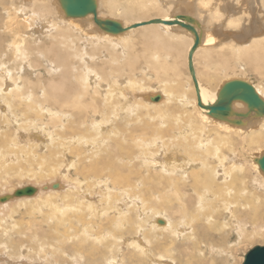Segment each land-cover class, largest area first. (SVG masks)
Listing matches in <instances>:
<instances>
[{
  "label": "bare ground",
  "instance_id": "6f19581e",
  "mask_svg": "<svg viewBox=\"0 0 264 264\" xmlns=\"http://www.w3.org/2000/svg\"><path fill=\"white\" fill-rule=\"evenodd\" d=\"M246 2L236 0L228 13L222 0H94V11L72 17L64 9L66 0H0V180L26 164L27 172H22L30 175L66 170L67 186L46 195H63L68 201L58 209L55 230L66 227L58 237L70 242L67 251L78 261L217 264L220 254L221 262L230 264L233 244L264 237V172L259 166L264 114L258 116L256 109L235 100L231 119L241 123L235 124L205 108L214 106L224 86L236 80L251 85L264 104V0H257L253 13L240 7ZM106 22L117 23L122 31L106 30ZM136 39L147 44L145 61L129 53ZM180 47L186 51L188 82L186 90L182 84V92L176 93L182 106H174L172 115L167 112L170 118L167 113L153 115L165 105L172 110L177 101L168 90L175 85L174 77L179 81L181 76ZM141 61V74L149 72L145 77L166 91L165 98L159 96L152 104V95L142 94L148 103L141 99L142 89L137 93L145 79L135 76ZM248 72L256 75V83ZM126 73L128 79L123 78ZM158 117L169 120L162 123ZM21 125L34 133L31 138L22 139ZM38 132L47 135L40 145ZM157 147L168 148L166 160L153 159ZM38 148L46 149L44 155ZM217 221L224 223L218 235ZM200 233L207 238L203 247L196 243ZM158 237L168 239V247V242H156ZM182 240H188L190 253L182 244L177 258L172 248ZM120 244L134 250V255L127 253L132 256H126L127 262L118 260Z\"/></svg>",
  "mask_w": 264,
  "mask_h": 264
},
{
  "label": "rangeland",
  "instance_id": "374dc122",
  "mask_svg": "<svg viewBox=\"0 0 264 264\" xmlns=\"http://www.w3.org/2000/svg\"><path fill=\"white\" fill-rule=\"evenodd\" d=\"M223 1V6L225 7V10H226V12H228V13H232L233 12V8L235 7V3H236V0H222ZM244 2H246V0H244ZM248 2V3H247ZM247 2H246V4L244 3L243 5H241L240 7H242V6H245V8H246V10H248L249 12H251V13H253L254 11H255V7H256V10H257V7H258V4H257V0H247ZM257 12V11H256ZM149 18H151V17H149ZM141 41V42H140ZM142 43V40H138V39H136V40H134V43H133V48H134V50H131V49H133V48H130L129 49V53H131L132 55H134V56H141V58H142V60L143 61H145L144 60V55L146 54H148L147 53V50L145 49V48H147L146 46H147V44L145 45V44H141ZM143 45V46H142ZM131 46V47H132ZM137 49V50H136ZM143 49V50H142ZM148 49H149V47H148ZM139 50H141V51H139ZM152 50V49H151ZM139 51V52H138ZM179 51H181L180 52V55L178 54V56H179V59H177V65H178V63H179V66H178V70H179V72L181 73V76H179L178 77V79H179V81L177 80V78L176 77H174L175 79V83H173V84H175V85H172V87H170V89L171 90H168L169 92V96H172V93H170V92H174L175 93V95H173V96H175V97H172V98H174V99H177V103H178V105L180 104V102H179V98H178V96H176V93H178V91L180 92H182V84H184V89H183V91L184 90H186V88H188V87H186L188 84H186L185 85V83H188L187 82V77L185 78V74H186V76H187V69H186V65H185V56H186V54H185V49H184V47L182 48V47H180L179 48ZM138 52V53H137ZM145 53V54H143V53ZM150 53V52H149ZM178 53V52H177ZM139 54H141V55H139ZM177 56V54L174 52L173 53V59L175 60V57ZM146 57V56H145ZM141 60V59H140ZM143 61H141L142 63L140 64V65H138L137 67H138V73L137 74H135V76L137 75V78H139L140 77V75H142L141 73H142V71L140 70V67L139 66H142L143 64H144V62ZM200 66V65H199ZM203 67V66H202ZM201 66H200V68H202ZM204 68V67H203ZM181 69V70H180ZM150 74L149 72H145L142 76H141V78H143V77H145V74ZM183 73V74H182ZM249 73V74H248ZM247 73V77H249L250 79H252V81L253 82H255L256 83V80L258 79L257 77H256V75H254L253 73H251V72H248ZM127 77H126V76ZM139 75V76H138ZM184 76V77H183ZM126 78V79H128L129 78V75H127V73L126 74H124L123 75V78ZM134 77V76H133ZM182 77V78H181ZM141 78H139V79H141ZM126 79H122V77L120 78V81L122 82V83H124V84H126V82L128 81V80H126ZM138 79V80H139ZM148 79V80H147ZM151 79V78H150ZM149 78H146L145 77V79H142V80H144L145 82H146V80H147V82H146V84H144L145 82L144 81H141L142 83V85H141V88L140 87H137V93L140 95V93H141V95L142 94H149V95H152L151 96V98L152 97H154V96H163L164 98H165V96L166 95H164L163 93H165L164 92V90H163V88H161V85H159V82L157 81V80H154V79H151L150 80ZM185 80H186V82H185ZM217 82V81H216ZM143 84H144V86H143ZM127 86V85H126ZM181 86V87H180ZM175 87H178L176 90L174 89ZM142 89V90H141ZM140 91V93H139V91ZM171 94V95H170ZM163 98V99H164ZM141 99L143 100V101H145V102H148V103H150V101H149V99H147V98H144L143 97V95L141 96ZM170 99H171V97H170ZM136 100V99H135ZM134 100V101H135ZM172 101H173V99H171ZM170 102V101H169ZM168 102V103H169ZM174 102V101H173ZM176 102H174V104H172L173 105V108H172V110L170 109L169 111H168V109H167V107H166V105H165V107L163 106V107H161L160 109H155L154 110V108H153V110L154 111H152L153 112V115H158V116H162V117H166V116H169V118H170V115H172V113L174 114V110H176L177 108L179 109V108H181V106L182 105H179V107L177 106V104H176ZM152 103H155V102H151V104ZM176 104V105H175ZM170 106H171V104H170ZM174 106L175 107H177V108H174ZM165 108V109H164ZM167 109V110H166ZM164 110V111H163ZM167 112H170L169 114L170 115H168V113ZM176 112V111H175ZM177 112H178V110H177ZM176 112V113H177ZM155 113H157V114H155ZM164 113H167V115L165 116L164 115ZM31 116L32 115H30V116H27V117H30L31 118ZM175 117H176V115H174ZM160 117H158V119H159ZM23 119H26V117H24ZM161 119V122L163 123V122H165V121H167V120H164V119H168V118H164V119H162V118H160ZM160 119H159V121H160ZM169 120V119H168ZM160 123V122H159ZM167 123V122H166ZM40 123L38 122V126H40L41 127V129H42V127L44 126V125H39ZM30 125V124H29ZM21 126L23 127V128H25V131H23L24 129H22L21 128ZM20 126V129H18V131H19V133H20V135L21 136H23L24 138H22V139H27L26 137L28 136V137H30L31 138V136H30V134L31 135H33L34 133L33 132H31V130H27L26 128L27 127H25V125H21ZM46 127H47V125H45ZM40 127H39V130H41L40 129ZM14 129V128H13ZM13 129L11 128L10 129V131L11 132H14L15 133V131H13ZM22 129V130H21ZM53 129V128H52ZM21 130V131H20ZM9 131V129L7 130V132ZM18 131H16V132H18ZM22 132V133H21ZM28 132V133H27ZM35 133H37L36 131H35ZM33 138V137H32ZM38 145H40V143H41V141L43 142V141H47L46 139H47V135H46V133H40V132H38ZM32 144H37V142H31ZM157 144L160 146V143H158V141H157ZM177 147H178V145H176ZM158 149H160V147H157ZM156 148V149H157ZM157 149V151L159 152V150ZM167 149L168 148H166L165 147V150L162 148V150L160 149V151H161V154H160V152L158 153H156V157L154 156V158L153 159H156V160H159L160 162H162V160L164 159V157H165V160L168 158L166 155V151H167ZM45 150L46 149H39L38 148V152H39V154L40 155H42L44 152H45ZM164 151V152H163ZM156 152V151H155ZM44 155V154H43ZM160 155H161V157H163V158H160ZM163 155V156H162ZM39 157V156H38ZM164 161V160H163ZM211 161V160H210ZM45 164H46V161L44 162ZM38 165H40V162L38 163ZM42 165V164H41ZM27 166H29L28 164H26L25 165V167L26 168H24L22 171H24V172H27L26 170L28 169L27 168ZM40 167V166H39ZM50 169H51V167H50ZM22 171H20V172H14L13 170L11 171V172H8L7 174H6V176L5 175H2L3 177H1V180H0V197L2 198V197H5L6 195H12L16 190H18V189H21V188H24V187H27V186H31V187H34L35 189H36V194L35 195H33V196H31V197H22V198H16V199H13V200H10V201H8V202H0V237H2L3 236V242L5 243V245H3L4 243L2 242V241H0L1 243H0V252H1V254H0V264H46V262L48 263V264H72L73 262L75 263V264H86V262H82L81 260V263H79L80 261H78V259H75V256L73 255V253L71 252V250H70V252L69 251H67L68 249L66 248V247H69V248H71V246H70V242L69 241H66V240H64L63 238L61 239V237L63 236V230L66 228V227H64V229H63V227H62V230L61 229H59V231L60 232H57L56 230H55V220L56 219H54V218H56V217H58V215L60 214L58 211L59 210H63L64 209V203H65V205L66 204H68V201L66 200V198L62 195V197H60V196H50V195H46V194H48L50 191H52V190H60L59 188H61V189H63V187H65V186H67L64 182H65V180H64V178L65 177H63V176H65V175H67V172H66V170L64 169V168H61L58 172H56L55 174H53L52 172H50L49 170H43V171H41V173H38V174H24V172H22ZM38 171H39V168H38ZM45 172V173H44ZM17 173V174H16ZM71 174H70V176H73L72 175V173H73V171H71L70 172ZM22 174V175H21ZM42 174H44V176L41 175ZM27 175H29V176H27ZM34 175H36L35 176V178H34ZM8 176V177H7ZM22 176V177H21ZM7 177V178H6ZM12 177H14V179L12 178ZM18 177H20V178H18ZM38 177H42L41 179L40 178H38ZM36 179V180H35ZM39 179V180H38ZM4 181V182H3ZM48 183H52L51 184V188H49V185H48ZM62 183H64V185L62 184ZM9 184V185H8ZM53 185H57L55 188H53ZM47 186V187H46ZM3 187V188H2ZM40 187H42L41 188V191H40ZM46 187V188H45ZM3 189V190H2ZM50 189H52V190H50ZM2 191V192H1ZM65 191V189L64 190H61V191H59L60 193H62V192H64ZM261 196H263L264 197V193H261L260 194ZM64 197V198H63ZM37 203V204H36ZM42 203V204H41ZM122 204H124V202L122 203ZM46 205V206H45ZM141 207V206H140ZM138 208V207H137ZM59 209V210H58ZM140 211H141V208H138ZM136 210V211H134L133 212V219H136L137 217L136 216H138V213H139V210ZM220 213H222V214H224L225 212H226V210L223 208V207H221V202H220ZM52 211V212H51ZM210 211H213V209H210ZM262 223L264 222V205H263V207H262ZM136 212V213H135ZM48 215V216H47ZM37 216V217H36ZM47 216V217H46ZM51 216V217H50ZM54 216V217H53ZM35 217V218H34ZM50 217V218H49ZM260 218V220H261V216L259 217ZM6 219V220H5ZM41 219V220H40ZM35 220V221H34ZM36 220H37V222H36ZM48 220H50L51 221V224H53V225H51L50 224V221L49 222H47ZM247 220V219H246ZM2 221V222H1ZM33 221V222H32ZM41 221V222H40ZM137 221V220H136ZM205 221V220H204ZM249 221V220H248ZM30 222V223H29ZM32 222V223H31ZM34 222L36 223V224H34ZM38 222H39V224H38ZM247 222V221H246ZM29 223V224H28ZM248 224V228H247V233H248V235L249 234H252V233H250V231L252 230L251 229V225H252V223L251 222H249V223H247ZM29 225V226H28ZM217 225H218V232L216 233V235H218V233H220V232H223L224 231V223L223 222H218L217 221ZM14 226V227H13ZM31 226V227H30ZM36 227V228H35ZM4 229H6V230H4ZM14 229V230H13ZM17 229V230H16ZM41 229V230H40ZM7 230H10L11 231V233L9 234V231L8 232H6ZM29 230V231H28ZM31 230V231H30ZM40 230V231H39ZM65 230H67V229H65ZM20 231V232H19ZM3 232V233H2ZM4 232H6V236L7 237H9L7 240L9 241H7L6 240V238H4L5 237V234H4ZM16 232H17V234H16ZM23 232H25V233H23ZM28 232V233H27ZM31 232V233H30ZM38 232V233H37ZM7 233H8V235H7ZM14 233V234H13ZM19 233V234H18ZM52 233H54V234H52ZM57 233V234H56ZM240 233H242V232H240ZM16 234V235H15ZM54 235L56 236V237H54ZM11 236V237H10ZM27 236V237H26ZM40 236V237H39ZM58 236H61L60 238L58 237ZM21 237V238H20ZM29 237V238H28ZM40 239H39V238ZM131 237V236H130ZM133 237H137V235L135 234V236L134 235H132V237L131 238H133ZM139 237V236H138ZM167 237V236H166ZM199 239H197L196 240V243H198V244H200V246L201 247H203V245H204V241L207 239H205L204 240V235L202 234V233H200L199 234ZM14 239L15 241H14V246H17V244H18V246L16 247V248H18V249H16V248H14V246H13V244L12 245H10V242L12 243L13 241H11L10 239ZM43 238V239H42ZM51 238H53L52 240H51ZM57 238V239H56ZM255 238V240L254 241H248L247 239H246V241L244 240V242H241L240 243V245L238 244V245H234L233 243H232V241L234 240V239H232V241H231V243L234 245V247H233V245H232V248H233V252H232V255H233V258H232V261H231V259H230V264H241L242 263V256L246 253V252H248L251 248H253L254 246H264V237L262 238V237H258V239L260 240V241H258V239H257V237H254ZM12 239V240H13ZM23 239V240H22ZM48 239H50V241L48 240ZM159 239H160V241H161V243H165V246H166V244H167V242H168V244H167V246L166 247H168V245H169V240L167 239V241H166V239H165V241H164V239H163V237H158L156 240V242H158V243H160V241H159ZM163 240V242H162V240ZM54 240V241H53ZM62 240H64L63 242H62ZM251 240V239H250ZM252 240H253V238H252ZM21 241V242H20ZM45 241H47V242H45ZM49 241V242H48ZM52 241H53V243L55 242L56 243V241H57V243L55 244H52ZM9 243V245H10V249H9V245H7L8 243ZM51 242V243H50ZM59 242V243H58ZM62 242V243H61ZM72 242V241H71ZM207 242V241H206ZM230 242V241H229ZM16 243V244H15ZM20 243V244H19ZM45 243V244H44ZM66 243V244H65ZM186 243V244H185ZM31 244V245H30ZM47 244H49V245H47ZM59 244H61V245H59ZM182 244L183 245H187V246H184V248L183 249H186L187 250V253L189 254L190 253V249H189V245H188V240H182V241H177V245L176 246H174L173 248H172V251H176V252H173L172 254L175 256L176 255V257L178 258L179 256V252H181L182 250H179L180 248H178V247H180V246H182ZM2 245H3V247H2ZM23 245V246H22ZM25 245V246H24ZM41 245V246H40ZM43 245H46V246H48V247H43V248H41V250H40V248L38 249V247L40 246V247H42ZM55 247V250H54V248H53V250L51 251V249H52V247ZM57 245H59V246H57ZM67 245V246H66ZM69 245V246H68ZM221 245H222V243H221ZM5 246V247H4ZM8 247V249H7V247ZM65 246V247H64ZM120 246L121 247H123V248H118V249H116V251H119V252H117V254H118V256H119V254H120V256H122V258H120V257H118V260H120V261H122L123 259L126 261V259H127V257L126 256H128V255H130V254H133L134 255V253H132V251L134 252V250H132V249H128L124 244L123 245H121L120 244ZM125 246V247H124ZM219 246V245H218ZM37 247V248H36ZM57 247V248H56ZM61 247V249H63V250H60L59 248ZM175 247L177 248V249H175ZM4 248V249H3ZM22 248V249H21ZM33 248L34 249H38L37 250V254H36V251L35 250H33ZM46 248V249H45ZM50 248V249H49ZM232 248H231V250H232ZM3 249V250H2ZM6 249V250H5ZM11 249L13 250V249H15V250H17V251H12L11 252ZM27 249H29V250H27ZM66 249V250H65ZM122 251V252H124V253H122L120 250ZM123 249V250H122ZM2 250V251H1ZM10 250V251H9ZM19 250V251H18ZM23 250V251H22ZM47 250H49V251H47ZM56 250L58 251V253L56 252ZM128 250V251H127ZM32 251H35L34 253L32 252ZM43 251V252H42ZM54 251V252H53ZM71 255H68L67 254V252ZM125 251H127V252H125ZM19 252V253H18ZM29 252V253H28ZM40 252V254L38 255V253ZM42 252V253H41ZM49 252V253H48ZM59 252L61 253V254H59ZM9 253H10V255H9ZM14 253L15 254V256L14 255H12V254ZM46 253V254H45ZM53 253V254H52ZM63 253V254H62ZM127 253H130V254H128L127 255ZM158 253V252H157ZM36 254V255H35ZM45 254V255H44ZM58 254V255H57ZM123 254V255H122ZM126 254V255H125ZM16 255H17V257H16ZM20 255H22L21 257H20ZM73 255V256H72ZM12 256H14V258L15 259H13V257ZM34 256V257H33ZM37 256V257H36ZM39 256H40V258H41V256H42V258L41 259H43V260H45V261H41L40 259H39ZM43 256H44V258H43ZM46 256V257H45ZM51 256V257H50ZM58 258H57V257ZM61 256H63V257H61ZM70 257V260H69V257ZM220 256V257H219ZM12 257V258H11ZM56 257V261H54V258ZM71 257H72V259H71ZM130 258L132 257L131 255L129 256ZM128 257V258H129ZM176 257H174V258H176ZM215 257H218V258H216L217 259V264H224V262H221V258L223 257V256H221L220 254H218L217 256H215ZM51 258V259H50ZM68 258V259H67ZM187 258H189L190 259V257L188 256ZM187 258H185V259H187ZM19 259H21V260H19ZM31 259V260H30ZM59 259V260H58ZM61 259V260H60ZM63 259H65L66 260V262H64V260ZM132 259V258H131ZM131 259H129V260H131ZM179 260V259H178ZM191 260V259H190ZM58 261V262H57ZM61 261H63V262H61ZM70 261H71V263H70ZM124 261V262H125ZM128 261V260H127ZM126 261V262H127ZM181 261H184V259H181ZM50 262V263H49ZM54 262H57V263H54ZM180 262V261H179ZM73 263V264H74ZM174 263H176V262H174ZM168 264V263H167Z\"/></svg>",
  "mask_w": 264,
  "mask_h": 264
},
{
  "label": "water",
  "instance_id": "95a60500",
  "mask_svg": "<svg viewBox=\"0 0 264 264\" xmlns=\"http://www.w3.org/2000/svg\"><path fill=\"white\" fill-rule=\"evenodd\" d=\"M66 13L68 16L72 17H82L92 11L95 10L94 0H66ZM158 21H151L150 23H157ZM106 30L119 33L121 30L120 25L115 22H106L105 24ZM194 30V29H193ZM199 44L198 39H196V43L194 49ZM193 49V50H194ZM191 60V55H190ZM192 67V66H191ZM192 71V68H191ZM160 99L159 96H154L151 98V101H158ZM235 100L245 102L249 109L252 111L253 109L257 110V115L264 114V104L258 98L254 88L246 82L243 81H232L227 83L224 88L220 91L218 95V101L214 106H206V109L210 110V113L215 117L221 119H228L229 122H234L235 124L240 123L237 119H231L234 111L232 110V103ZM200 106L202 104L199 102ZM235 116V114H234ZM237 117H239L236 114ZM241 124V123H240ZM259 166L261 170L264 172V158L259 161ZM57 185H54L55 188ZM47 187V186H46ZM45 187V188H46ZM36 194V189L31 186H27L21 189L16 190L12 195H6L5 197H0V202H8L10 200L22 197H31ZM243 264H264V246H258L251 250H249L244 258Z\"/></svg>",
  "mask_w": 264,
  "mask_h": 264
}]
</instances>
